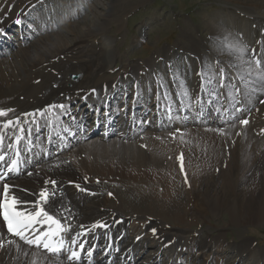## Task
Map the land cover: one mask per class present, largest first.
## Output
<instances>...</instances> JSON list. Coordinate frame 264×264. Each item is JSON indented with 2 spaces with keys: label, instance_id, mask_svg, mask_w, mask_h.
<instances>
[{
  "label": "bare ground",
  "instance_id": "6f19581e",
  "mask_svg": "<svg viewBox=\"0 0 264 264\" xmlns=\"http://www.w3.org/2000/svg\"><path fill=\"white\" fill-rule=\"evenodd\" d=\"M34 2L41 4L38 0H0V29L9 18L26 17ZM57 2L56 7L62 11L58 15L49 9L38 15L45 18L56 14L59 19L69 21L85 16L91 8L93 17L84 24V29L77 27L82 20L70 21L65 23L62 34L36 36L37 39L31 41L33 44L30 42L12 53L15 57H0V110H13L7 117H0V125L8 119L22 121L7 130L6 142L13 143L15 135H23L25 140L18 146L24 148L27 144V155L36 159L41 149L40 157L47 149L52 153L49 159L32 166L28 162L29 169L11 178V194L23 201L35 202L42 189L51 187L46 181L55 180L58 195L52 207L63 212L64 217H71L70 230L66 232L68 237L76 239L77 233H84L92 224L105 223L107 228H97L80 237L98 244L111 241L114 249L124 254V261L131 258L129 262L138 263L149 249L144 264H157L162 252L180 251L186 246L189 264H240L242 261L243 264H264V247H253L248 237L228 242L225 234L229 226L264 225V103L257 102V99H264V94L257 92L247 98L241 94V105L245 108L240 114L247 116L249 123L245 126L238 120L224 128L223 135L220 134L219 125L223 122L220 114L211 120L215 128L190 127L183 136L173 130L159 134L154 131L156 123L159 128L170 127L165 124V118L172 108L162 102L184 101L186 97L195 114L205 113V98L216 92L220 93L217 100L226 99L225 107L232 104L230 89L220 87L219 71L223 68L224 80L239 86L235 77L240 68L246 67L243 61L253 51L264 58V0H222L225 6L221 15L203 16L204 34L198 25L184 22L172 47L155 51L157 56L152 54L141 63L125 60L127 54L122 57V52L118 51L115 40L120 30L117 35L110 32L112 14L109 7L103 13L93 12L94 6L88 4L92 2L89 0ZM107 2L109 5L111 1ZM76 8L82 9L80 13L73 10ZM113 22L119 27L120 16L115 15ZM42 27L43 24L35 27L36 34H40ZM139 35L142 41L141 31ZM226 40L238 43L244 52H230ZM3 44L5 46L6 41ZM7 48L11 54L12 44ZM177 53L195 58L193 84L185 88L190 90L191 97L185 95L180 68L172 58ZM204 57L211 58L213 67L205 64ZM116 62H122L121 70L109 75ZM162 72L170 78L160 77ZM204 72L214 77L211 84L206 85L211 95L202 91ZM70 74H78V77L74 80ZM137 74L140 78L131 93L134 103L143 97L147 100L151 95L149 103L140 105L142 112L152 114L148 120L153 123L150 133L142 136L143 129L138 132L134 126L133 132L121 130V136L114 137L113 144L100 140L98 135L85 137L86 141L73 133L75 126L96 120L93 114H81L76 108L79 103L82 108L103 105L109 102L108 93L130 88L126 87L127 83ZM152 81L158 83L155 90L149 87ZM170 87L173 91L165 92ZM73 100L78 103L69 108ZM60 104L65 105L63 110L55 108L44 116L25 115L44 112L49 106ZM216 109L220 108L215 104L213 110ZM117 110L121 115L118 125L132 126L147 120L140 122L130 113L125 114L123 108ZM111 124L112 121L108 125ZM17 128L25 131L17 133ZM64 128H68L71 135L65 133ZM29 129H33L30 137ZM130 138L136 141L124 142ZM65 143L67 147L63 146ZM51 149L60 150V153L54 154ZM181 154L182 162L178 159ZM28 172L32 175H27ZM220 213L226 214L228 221L209 225L215 228L216 235L203 231V234L195 233L198 230L190 233L192 225L206 222V217ZM187 237L188 241L183 243L182 239ZM8 239L15 240L20 248L9 245L11 251L8 248L0 250V264H33V261L35 264H86L70 263L61 257L58 262L54 255L42 253L15 238ZM158 243L163 245L161 251L156 250ZM138 246L142 247L136 249ZM25 251L26 256L22 254ZM174 256L183 259L178 254ZM92 264L115 263H108V257H104Z\"/></svg>",
  "mask_w": 264,
  "mask_h": 264
},
{
  "label": "snow or ice",
  "instance_id": "6c2138e0",
  "mask_svg": "<svg viewBox=\"0 0 264 264\" xmlns=\"http://www.w3.org/2000/svg\"><path fill=\"white\" fill-rule=\"evenodd\" d=\"M38 2L43 3V0H38ZM32 7L34 8L35 5ZM15 23L20 24L22 21L17 19ZM2 33L3 30L0 29V34ZM225 43L227 44L230 52H244V49L241 48L238 43H233L232 41L227 40ZM243 63L246 67L240 68L235 77V79L239 82V86H237L236 83L225 84L223 82L225 77L224 69L221 68L219 71L220 87L230 89L229 97L232 102L234 112L236 113L244 110L235 106L236 103L239 102L241 94H243L246 98L256 94L257 92L264 94V58H261V54H257L253 51L250 57L247 60H244ZM230 67L236 68V65H231ZM213 78L214 77L208 76L207 72L202 74V80H204V84H202V91H205L209 95H211V90L208 89L206 85L211 84ZM94 91L95 90H93V92ZM185 95H187L186 92ZM157 98L159 99V97ZM261 103H264V100H262ZM55 108L63 110L65 105H51L45 109L44 112L27 113L25 115L28 117L44 116L46 112L50 113ZM9 111L13 110H0V117H7ZM216 111L220 112V109H216ZM176 118L179 119V117ZM169 119H172V117H169ZM21 123L22 121L17 118L15 121L8 119L5 123L0 125V166H2V164L6 161L8 150L16 153L17 156L19 155L17 145L25 140V136L15 135L13 143H7L6 140L8 139L7 130L12 129L15 125H19ZM240 123L247 126L249 120L243 119ZM24 131V128L16 129L17 133H23ZM32 131L33 129L28 130L29 137L31 136ZM63 131L71 135L68 128H64ZM220 134L223 135L224 132L220 130ZM67 146L68 145H65V147ZM23 150H28L27 144L24 145ZM178 159L182 162L183 155L181 154ZM9 163L10 166L7 168V171L3 175H0V181H3L8 173H19L21 170L20 166H22L25 161L21 160L18 162L16 159H11ZM27 175H32V173L28 172ZM46 183L51 187L42 189L38 193V199L35 202L21 200L17 196L11 194L13 186H10L7 183L3 184V187L0 188V218H2L6 232L11 236L18 237L20 241H23L30 247L35 246L38 249H43L52 253L58 262L59 254L62 250L67 253L66 260L70 262L80 261L81 251H85L86 257H91L92 251L85 250L84 243L80 242L78 239L72 240V244L78 247V251H73L65 245L62 234L70 230L68 221L71 217H64L63 212H58L52 207V205L56 203L54 198L58 195L56 191L57 182L55 180H49L46 181ZM76 187L80 188L79 185H76ZM80 190L85 191V189L82 188ZM109 195H111V193H109ZM81 227L84 226L81 225ZM107 227V224L97 222L88 227L84 233H77L76 235H87V233L95 232L97 228L104 229ZM153 232H155V230H153ZM9 245L16 247L18 250L20 248V245L17 244L15 240H9L7 239V236L0 234V250L8 248L9 251H11ZM22 254L25 256L28 255L26 251ZM33 264H35V261H33Z\"/></svg>",
  "mask_w": 264,
  "mask_h": 264
},
{
  "label": "rangeland",
  "instance_id": "374dc122",
  "mask_svg": "<svg viewBox=\"0 0 264 264\" xmlns=\"http://www.w3.org/2000/svg\"><path fill=\"white\" fill-rule=\"evenodd\" d=\"M91 1L92 2H89V5H91V7L94 6L92 8L93 12L103 11L104 13L106 7H109L110 14H112L109 17L112 20V22L110 23L111 26L109 27L110 32L117 35L118 31L120 30L115 40V43L119 47L118 51L122 52V57L125 55V53L127 54L125 60L128 59V61L130 62H139V63H141V61H145L148 58H150L152 54L153 56H157L156 55L157 53L155 51L159 49L162 48L166 49L172 47V45L180 36L179 33L181 31V28L184 27L185 25L184 22L188 23L189 25L192 24L198 25L200 32L204 34V29H203L204 26L202 25L203 16L221 15L222 7L225 6L222 0H133L134 2H132V0H124V1L109 0L111 1L109 5H107L108 0H91ZM53 2L54 5L58 3L57 0H54ZM52 11L54 12V10ZM115 15H119L121 18V24L119 27H117L116 25L114 26L113 20ZM92 17H93V13L90 8L87 14H85V16L83 14L78 18H75L74 20L75 21L82 20L80 23L77 24V27H83L82 29H84L85 27L84 24L89 23ZM30 20L31 23L34 22L33 17L29 18V21ZM68 22L69 21L65 23L67 24ZM65 23L62 26L58 27V29L53 32L48 31L44 33V36L48 34L56 35V33L58 32L59 34H62L64 31ZM140 31H141V35L144 34L143 31L145 32V34L142 35L144 37L142 41H140V39L138 38V36H140L139 35ZM11 35L12 38L15 39V34L12 33ZM37 37L31 38L25 43L23 42L22 45L15 43V47L11 51V54L10 52L6 53V55L1 58L10 59L12 57H15V55L13 54H15L21 48L28 46V44L31 41L36 40ZM135 37H137V39ZM14 41L17 42V40ZM146 45L147 47H145ZM141 46L144 48H142ZM177 60H178L177 61L178 64L180 65V68L184 67L187 70L186 74L182 73L185 76L184 85L187 87L188 84L191 83L189 82V80L191 81L192 79L190 76L194 75L195 73L191 69L192 61L190 63V59H188L185 56H181V57L177 56ZM209 60L210 59H207L206 62H208ZM121 64L122 62H116L115 65L113 66L114 73H108V74L114 75L118 70H121L120 68ZM114 140L115 138L108 137L104 141L108 144H113ZM206 219H207L206 222H198L197 224L192 225V231L195 232L198 230L196 233H200L201 231H203L204 234L209 233L212 235H216L217 232L215 228H213L212 226L209 227V225L222 224V223L225 224L228 221V218L224 213H220L215 217H212L211 215V217H206ZM227 229L225 231V234H226V240L228 242H236L243 237L246 238L248 237L249 239H251L253 243V247L255 248L264 247V225H253L247 227L244 226L240 228L229 226ZM203 233L201 232V234ZM142 259L145 258L143 257L141 258V260ZM135 264L138 263L136 262Z\"/></svg>",
  "mask_w": 264,
  "mask_h": 264
}]
</instances>
